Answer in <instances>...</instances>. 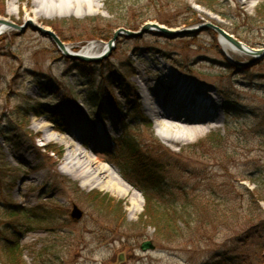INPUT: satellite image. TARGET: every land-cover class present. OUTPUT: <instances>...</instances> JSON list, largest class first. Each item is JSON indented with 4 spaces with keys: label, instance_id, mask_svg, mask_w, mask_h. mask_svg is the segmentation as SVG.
<instances>
[{
    "label": "rangeland",
    "instance_id": "rangeland-1",
    "mask_svg": "<svg viewBox=\"0 0 264 264\" xmlns=\"http://www.w3.org/2000/svg\"><path fill=\"white\" fill-rule=\"evenodd\" d=\"M99 6L89 14L33 23L26 21L31 0H0V17L11 18L9 31L0 30V264L6 262L7 245L19 246L22 264H242V256L249 264H264V245H254L255 228L244 217L252 199L248 190L255 189L248 179L264 184V55H227L214 29L264 51V23L257 17L264 0H102ZM149 23L176 33L212 28L175 39L159 31L136 39L120 34L97 63L66 58L36 29L80 54L91 43L108 44L117 32H139ZM157 67L226 101L230 108L220 111L217 127L195 141L171 144L161 138L138 87L140 75L161 76ZM76 121L82 125L75 128L79 135L111 129L101 154L139 195L140 210L133 211L130 196L83 188L61 172L67 148L48 138L67 134ZM45 125L53 130L40 131ZM210 136L216 140L208 141ZM130 144L152 160L172 164L163 188L154 191L136 166L127 165ZM143 190L179 206L191 202L201 217L191 227L180 225L173 240L158 238L154 228L140 223ZM98 196L110 198V212L92 202ZM74 206L83 212L80 221L71 217ZM208 207L221 212L236 207L242 217L214 223ZM260 207L264 230V202ZM145 241L156 249L143 252ZM228 250H239V259L225 261Z\"/></svg>",
    "mask_w": 264,
    "mask_h": 264
},
{
    "label": "bare ground",
    "instance_id": "bare-ground-1",
    "mask_svg": "<svg viewBox=\"0 0 264 264\" xmlns=\"http://www.w3.org/2000/svg\"><path fill=\"white\" fill-rule=\"evenodd\" d=\"M20 0H15L19 2ZM102 0H31L33 10H28L26 21L37 23L41 18H54L55 16L85 15L100 8ZM14 12L9 10V15ZM31 17V18H29ZM11 18L0 17V30L9 31ZM154 26L155 23H149ZM46 30L48 27L41 26ZM154 28V27H152ZM246 48L248 46L244 45ZM220 49L234 58V54L246 55L248 52L237 48L223 36H220ZM108 51V44L91 43L86 46L81 55L97 58ZM208 62H211L208 60ZM214 65L222 66L220 63ZM161 76L152 73L149 77L140 75L138 83L139 94L144 109L160 128V136L171 144H179L184 140L195 141L205 136L211 129L221 122V110L230 106L225 101L221 102L214 93L200 84L193 83L187 78L174 75L164 67H157ZM141 74V73H139ZM189 78V77H188ZM79 121L67 134H54L48 138L51 141L62 143L67 148L65 165L61 172L69 177L79 180L83 188L110 190L119 197L130 196L133 211L140 210L139 195L120 176L112 165L104 160L102 151L105 150V136H111V129L102 127L98 132L93 128L91 134H76L75 128L81 127ZM52 129L45 125L41 130ZM85 143L90 145V150L85 148ZM81 145V146H80ZM84 147V149H81ZM114 170V171H113ZM133 192V193H132Z\"/></svg>",
    "mask_w": 264,
    "mask_h": 264
},
{
    "label": "trees",
    "instance_id": "trees-1",
    "mask_svg": "<svg viewBox=\"0 0 264 264\" xmlns=\"http://www.w3.org/2000/svg\"><path fill=\"white\" fill-rule=\"evenodd\" d=\"M209 8V7H208ZM109 14L113 15L111 10L108 8ZM259 14V15H258ZM257 17L260 19L262 23H264V7L257 13ZM95 103V98H92ZM26 119V117H23ZM147 121V120H145ZM145 125L152 126L150 122H145ZM59 131H64V126H60L58 128ZM214 135V134H212ZM208 141H215V136H210ZM218 137V136H216ZM156 142V141H155ZM157 145L158 142H156ZM128 152L130 153L131 163L127 165L136 166L138 173H140L143 178V182L148 183L149 186L153 187L154 191H158L166 184L167 174L172 167V164L167 162H160L159 160H152L148 157L149 153H143L138 145L128 146ZM162 149V148H161ZM160 149V152H161ZM58 153V152H57ZM59 156H63V152H59ZM130 166L129 170L130 171ZM252 184H254L255 189L253 191L248 190L251 195V202L248 213L246 214L247 219L251 221V227L255 228L253 231V242H255V246L260 248V246L264 245V230L260 229L263 223L260 220V212L262 211L260 204L264 202V184L259 180L248 179ZM150 191L143 190L144 199L146 202L145 210L140 217V223L144 224L146 228H154L156 232V236L158 238L168 240L175 239L182 231L180 225H184L186 227H191V223L194 219H199L201 214L197 211L196 207L192 206L191 202H186L182 206H179L176 202H172L165 198L156 199L155 197L149 194ZM110 198L106 196L103 198L92 197V202H97L96 207L98 209L104 208L107 212L111 210V202H109ZM254 206V208L252 207ZM122 211V209H120ZM113 212V211H111ZM116 212H119L117 209L114 210V214H116L117 218L119 216L124 221L125 216L119 215ZM209 212L208 217L213 218L215 221L222 222L223 224L231 223L230 221L240 220L242 214L236 207H228L224 212H221L215 208L207 209V214ZM258 212V213H256ZM120 213V212H119ZM123 213V212H122ZM16 215V214H15ZM258 228V229H257ZM225 257V261L227 258H230L229 261L233 262L239 259V250H235L231 252L228 250ZM6 253V262L5 264H22V252L19 250V246H11L7 245L5 248ZM219 258V257H218ZM223 263L224 262V259ZM242 264H249V260L245 259L243 256L240 258ZM228 261V260H227ZM222 263V262H220ZM212 264V263H211Z\"/></svg>",
    "mask_w": 264,
    "mask_h": 264
},
{
    "label": "water",
    "instance_id": "water-1",
    "mask_svg": "<svg viewBox=\"0 0 264 264\" xmlns=\"http://www.w3.org/2000/svg\"><path fill=\"white\" fill-rule=\"evenodd\" d=\"M154 27V28H152ZM212 28V26L209 25H205L204 27H201L200 29H195V30H185V31H181V32H174L172 30H169L167 28L158 26L157 24L154 26L151 25H147L144 26L139 32H132V31H125V30H121L120 32H117L114 36V40L110 41L108 43V49L109 50H113L114 47V42L116 41L117 37L120 34H125L126 36H128L129 38L132 39H136V38H142L145 34H149L151 31H159L160 33H162L163 35L169 37V38H183V37H194L199 35L201 32L206 31L207 29ZM40 33H42L45 36H49L54 43L57 45V47L59 48V50L62 52V54L64 56H66V58L74 60V61H82V62H86V63H95V62H99L101 61V58L97 57V58H90L88 56H84L81 54H76V53H72L70 52V50L61 42V40H59L56 36H54L52 33L42 30L40 28H36ZM217 32H219L220 35H222L224 38H226L227 40H229V42H231L232 44H234L237 48L239 49H244L246 50L250 55L256 57V56H262L264 55V51H257V50H253V49H249L246 48L241 42L237 41L236 39H234L232 36L227 35L226 33H224L222 30L218 29V28H214ZM110 54H107L106 56L104 55V59L108 58ZM71 217L77 221H80L83 217V212L77 207L74 206L73 207V211L71 213ZM155 246L151 241H146L142 244L141 246V250L143 252H147L150 250H155Z\"/></svg>",
    "mask_w": 264,
    "mask_h": 264
}]
</instances>
